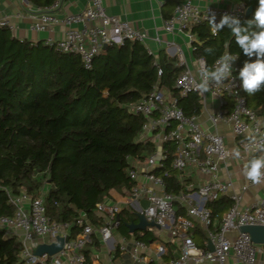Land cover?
Instances as JSON below:
<instances>
[{
    "label": "built area",
    "instance_id": "obj_1",
    "mask_svg": "<svg viewBox=\"0 0 264 264\" xmlns=\"http://www.w3.org/2000/svg\"><path fill=\"white\" fill-rule=\"evenodd\" d=\"M62 1L55 0L50 7L31 12L30 27L41 32L65 24L68 28L63 38H48L45 42L59 51L78 54L86 68L92 67L94 57L106 45H120L127 40L143 43L147 51L154 54L147 45L150 38L147 31L134 27L128 20L108 14L102 0H89L83 11L60 18L54 10L61 6ZM247 8L244 3H233L231 0H177L174 14L164 19L163 27L168 33L186 35L192 46L196 36L191 29L197 24L208 23L205 18L208 11L216 13V22L219 23L225 13L243 19ZM0 27H8L11 31L14 29L6 16H0ZM156 39L161 42L158 36ZM165 49L185 68L176 79L179 94L197 93L202 105L201 112L207 111L208 120L213 126L224 123L232 127L246 162L253 155L262 154L257 149L264 145V120L248 106L242 93L238 79L242 66L238 59L233 63V76L236 79L226 80L219 87L213 86L209 92L218 103L216 110H209L208 93L201 96L195 86L199 82V69L205 66L211 69L215 62L208 67L204 58H195L191 65L183 49L173 41L165 42ZM157 73L159 77L162 75L161 67H158ZM128 108L144 118L139 140L151 141L154 151L145 159L129 158L128 173L134 184L125 195L126 207L107 199L97 203L96 215L101 220L98 225H94L87 214L80 211L76 225L82 230L72 236L70 223L58 222L48 216L45 207L47 188L35 196L26 190L18 195H10L16 212L13 216L0 217V230L19 239L26 262L84 264V248L96 236L101 243H110L108 249L113 256L119 254L116 264H228L231 256L245 264H256L258 253L264 250V245L254 243L251 235L242 227L264 226V198L241 206L240 192L235 189L232 180L218 177L221 165L231 156L225 137L217 131L207 130L199 115H186L178 104V98L162 86L160 80L148 95L128 104ZM168 143L174 146L172 168L184 176L187 168L193 166L199 180L198 183L187 180L179 193L167 190L165 177L168 171L156 172L168 158L169 152L165 147ZM140 177L144 179L140 180ZM252 185L245 179L240 191ZM221 196H228L233 204L223 214L219 227L214 229L208 203ZM143 200L147 201L146 206L142 204ZM124 209L137 217L144 215L149 224L139 231L149 232L155 239L146 241L134 233L117 237L120 213ZM199 226L206 231L204 246L198 245L194 237V231ZM164 233L166 238L162 237ZM68 235L70 239L64 242L57 254H34L33 249L41 244V238H45L44 243L50 244ZM210 243L213 249L209 248Z\"/></svg>",
    "mask_w": 264,
    "mask_h": 264
},
{
    "label": "trees",
    "instance_id": "obj_2",
    "mask_svg": "<svg viewBox=\"0 0 264 264\" xmlns=\"http://www.w3.org/2000/svg\"><path fill=\"white\" fill-rule=\"evenodd\" d=\"M28 1L38 8L55 2ZM231 1L252 7L240 20L246 26L258 0ZM191 32L196 36L193 55L204 58L208 67L225 52L226 45L242 67L249 59L227 27L213 35L204 22ZM209 47L214 49L212 54L205 52ZM158 67L162 69L160 77ZM184 69L175 57L163 52L150 54L143 43L128 40L102 48L92 67L86 68L76 53L59 51L44 40L20 39L8 27H0V217L16 212L10 195L26 190L35 196L47 188L48 216L70 223L72 236L82 230L76 225L80 211L94 225L100 224L95 214L97 203L110 190L127 192L134 184L128 173L129 158L145 159L154 151L151 141L139 140L144 118L132 113L128 104L148 95L160 80L178 98L186 115L200 114L198 94L181 96L175 86ZM242 93L248 106L264 120V91L251 96ZM165 147L168 158L156 172L168 171L167 190L179 193L184 184L172 168L174 146L168 143ZM232 204L228 196L209 202L213 219L221 221ZM136 219L122 210L119 230L128 234L127 224ZM198 233V245L204 246L207 235L202 226ZM136 235L146 241L154 238L149 232ZM92 244L99 246L93 237L84 248V264H93ZM22 250L16 236L0 230V264H31L23 258Z\"/></svg>",
    "mask_w": 264,
    "mask_h": 264
},
{
    "label": "crops",
    "instance_id": "obj_3",
    "mask_svg": "<svg viewBox=\"0 0 264 264\" xmlns=\"http://www.w3.org/2000/svg\"><path fill=\"white\" fill-rule=\"evenodd\" d=\"M88 1L89 0H63L61 6L55 9L54 13L57 15V17L60 18L64 17L67 14L79 13L86 8ZM102 4L108 14L116 15L121 19L128 20L134 27L147 31L150 36L147 41V45L153 50L156 56H158L160 52H163L168 57H171L165 49V42L173 41L183 49L187 61L192 65L193 60L196 57L193 55V49L191 44L188 42L187 36L183 34L168 33L163 27L164 19L169 18L174 14L177 0H102ZM35 10H38V7L30 3L29 1L0 0V16H6L13 24L14 29L12 30V33L14 36L20 39L27 38L35 42L40 40L46 41L48 38L58 40L65 36L68 27L62 23L54 26L51 30H45L41 32L32 30L30 27L32 22L30 14ZM157 36L160 38L161 42L157 41ZM207 101V107L209 110L217 109V100L213 98L210 93L207 94ZM199 119L202 125L207 130L217 131L225 137L228 148L231 152V156L226 163H223L221 165L218 172V177L222 180H232L235 189L240 192L241 206H246L264 198V184L252 185L247 190L240 191V187L245 181V177L243 176V166L246 163V159L242 154L239 142L233 133L232 127L224 123L213 126L208 120L207 111L201 112L199 114ZM233 149H239L241 153L239 159L233 158ZM195 171L196 170L193 166H189L185 171L184 176H182L177 171L178 178L183 182L184 185L187 180H193L195 183H198L199 180ZM143 179V177H140V180ZM202 180L203 179L201 178V181ZM126 193L127 192H121L116 189H112L109 191V195L105 199L118 202L124 208L126 207ZM144 203L147 204V201L143 200L142 204L144 205ZM136 218L137 219L134 222H138V217L136 216ZM220 222L221 221L216 218L213 219L212 228L217 229ZM199 229H201L200 226L194 231V237L197 243L198 239H200L201 236L198 233ZM136 232H134L135 235ZM129 233L130 232L128 231V234ZM121 234L125 233H122L118 228L116 231V236L119 237ZM93 237L99 243V246L93 245L94 243L90 245L93 264L118 263L119 257L117 256L119 254L116 253L117 256H113V254L108 249L110 243L106 245L105 243H101L96 236ZM44 241L45 238L40 239L41 244L44 243ZM170 247L173 246L170 245ZM228 264L245 263L240 262L236 260L235 257L231 256L229 258ZM256 264H264V250L258 253Z\"/></svg>",
    "mask_w": 264,
    "mask_h": 264
},
{
    "label": "clouds",
    "instance_id": "obj_4",
    "mask_svg": "<svg viewBox=\"0 0 264 264\" xmlns=\"http://www.w3.org/2000/svg\"><path fill=\"white\" fill-rule=\"evenodd\" d=\"M205 18L213 35L227 27L237 46L249 58L238 72L240 88L250 96L264 91V0H258L253 18L245 22L246 26L242 25L239 18L227 13L221 16L219 23L216 22L215 12L208 11ZM227 48L228 45L225 46V52L215 60L213 68L205 66L199 69V82L196 83L195 90L201 96L211 92L213 86L219 87L226 80L236 79L233 76V63L238 56L232 55ZM205 52L212 54L214 49L209 47ZM257 151L262 154L253 155L243 166V176L254 185L264 184V145H260ZM232 156L239 159V149H233Z\"/></svg>",
    "mask_w": 264,
    "mask_h": 264
},
{
    "label": "water",
    "instance_id": "obj_5",
    "mask_svg": "<svg viewBox=\"0 0 264 264\" xmlns=\"http://www.w3.org/2000/svg\"><path fill=\"white\" fill-rule=\"evenodd\" d=\"M251 10H252V7H248L247 14H249ZM105 47H107V45ZM148 224L149 223L146 221L144 215L139 214L138 222H131L127 224V228L130 233H134L139 230H144ZM150 224L153 225L154 223L150 222ZM242 230L248 232L251 235L254 243L264 245V226L248 225V226H243ZM69 239H70V236L68 235L66 237H59L56 242H53L50 244L48 243L39 244L33 249V252L35 255H39V256L45 253H47L50 256H53L62 249L64 242L68 241ZM209 248L213 249V246L211 243L209 244Z\"/></svg>",
    "mask_w": 264,
    "mask_h": 264
},
{
    "label": "rangeland",
    "instance_id": "obj_6",
    "mask_svg": "<svg viewBox=\"0 0 264 264\" xmlns=\"http://www.w3.org/2000/svg\"><path fill=\"white\" fill-rule=\"evenodd\" d=\"M144 206H146V204L144 203ZM162 237L163 238H166V235H165V233L164 234H162Z\"/></svg>",
    "mask_w": 264,
    "mask_h": 264
}]
</instances>
